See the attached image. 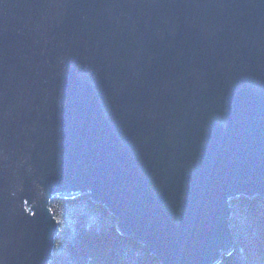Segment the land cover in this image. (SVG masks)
Wrapping results in <instances>:
<instances>
[{
	"label": "water",
	"instance_id": "water-1",
	"mask_svg": "<svg viewBox=\"0 0 264 264\" xmlns=\"http://www.w3.org/2000/svg\"><path fill=\"white\" fill-rule=\"evenodd\" d=\"M76 195L162 264L232 251L229 202L264 199V0H0V264H50Z\"/></svg>",
	"mask_w": 264,
	"mask_h": 264
},
{
	"label": "trees",
	"instance_id": "trees-1",
	"mask_svg": "<svg viewBox=\"0 0 264 264\" xmlns=\"http://www.w3.org/2000/svg\"><path fill=\"white\" fill-rule=\"evenodd\" d=\"M229 207L233 249L218 264H264V199L242 196ZM50 210L59 230L50 264H160L89 195L56 197Z\"/></svg>",
	"mask_w": 264,
	"mask_h": 264
},
{
	"label": "rangeland",
	"instance_id": "rangeland-1",
	"mask_svg": "<svg viewBox=\"0 0 264 264\" xmlns=\"http://www.w3.org/2000/svg\"><path fill=\"white\" fill-rule=\"evenodd\" d=\"M240 198V197H239ZM232 201V200H231ZM114 217V216H113ZM115 218V217H114ZM116 219V218H115ZM116 221H117V223H116V225H117V230L119 231V228H118V219H116ZM120 232V231H119ZM138 243V242H137ZM140 244V243H139ZM141 246H143L142 244H140ZM143 247H145L146 248V246H143ZM149 251V250H148ZM150 253H151V251H149ZM151 255L155 258V259H157L152 253H151ZM226 256V255H225ZM223 259V258H222ZM157 261L159 262V260L157 259ZM160 264H162L161 262H159Z\"/></svg>",
	"mask_w": 264,
	"mask_h": 264
},
{
	"label": "bare ground",
	"instance_id": "bare-ground-1",
	"mask_svg": "<svg viewBox=\"0 0 264 264\" xmlns=\"http://www.w3.org/2000/svg\"><path fill=\"white\" fill-rule=\"evenodd\" d=\"M77 196V195H76ZM59 197H63V196H59ZM64 198V197H63ZM51 202V201H50ZM50 207V206H49ZM31 211V209H29ZM55 220V219H54ZM57 224V223H56ZM57 228H58V224H57ZM59 231V230H58Z\"/></svg>",
	"mask_w": 264,
	"mask_h": 264
}]
</instances>
